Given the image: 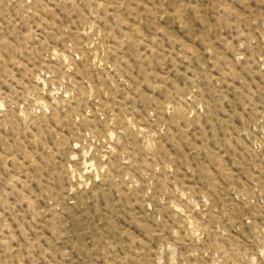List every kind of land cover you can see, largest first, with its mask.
Listing matches in <instances>:
<instances>
[{
  "label": "rangeland",
  "instance_id": "obj_1",
  "mask_svg": "<svg viewBox=\"0 0 264 264\" xmlns=\"http://www.w3.org/2000/svg\"><path fill=\"white\" fill-rule=\"evenodd\" d=\"M0 264H264V0H0Z\"/></svg>",
  "mask_w": 264,
  "mask_h": 264
}]
</instances>
